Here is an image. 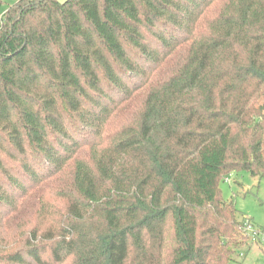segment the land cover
Here are the masks:
<instances>
[{"label": "trees", "instance_id": "trees-1", "mask_svg": "<svg viewBox=\"0 0 264 264\" xmlns=\"http://www.w3.org/2000/svg\"><path fill=\"white\" fill-rule=\"evenodd\" d=\"M263 145L264 0H0V264L237 263Z\"/></svg>", "mask_w": 264, "mask_h": 264}, {"label": "rangeland", "instance_id": "rangeland-1", "mask_svg": "<svg viewBox=\"0 0 264 264\" xmlns=\"http://www.w3.org/2000/svg\"><path fill=\"white\" fill-rule=\"evenodd\" d=\"M219 189L221 197L232 203L236 218L251 227L249 232L245 230L249 241L239 250V262L229 264H264V177L233 171L221 179Z\"/></svg>", "mask_w": 264, "mask_h": 264}, {"label": "built area", "instance_id": "built-area-1", "mask_svg": "<svg viewBox=\"0 0 264 264\" xmlns=\"http://www.w3.org/2000/svg\"><path fill=\"white\" fill-rule=\"evenodd\" d=\"M245 230L247 231V232H249V230H251V227H250V225L247 223V225L245 224Z\"/></svg>", "mask_w": 264, "mask_h": 264}]
</instances>
